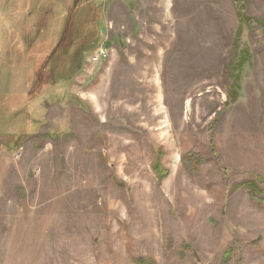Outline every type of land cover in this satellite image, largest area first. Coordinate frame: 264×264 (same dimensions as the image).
<instances>
[{"label":"rangeland","instance_id":"rangeland-1","mask_svg":"<svg viewBox=\"0 0 264 264\" xmlns=\"http://www.w3.org/2000/svg\"><path fill=\"white\" fill-rule=\"evenodd\" d=\"M1 10L0 264H264V0Z\"/></svg>","mask_w":264,"mask_h":264},{"label":"trees","instance_id":"trees-1","mask_svg":"<svg viewBox=\"0 0 264 264\" xmlns=\"http://www.w3.org/2000/svg\"><path fill=\"white\" fill-rule=\"evenodd\" d=\"M40 10H42V9H40ZM28 15H30V13L26 12V14H25V22H24V28H26V32L21 37L22 45L25 46L26 53H27V51L29 50V47H30L29 46V42H30V40H32L31 38H33L35 36V33H36L35 29H34V25H31V23H30L31 22V18L29 19ZM247 21H249V20H247ZM38 26L40 28L45 27L43 24H40ZM58 45H59V47H61L62 45H64V46L66 45L67 46V45H69V43L68 42L65 43L64 41H61V39H59ZM240 55H241L240 56V60H241V57L242 58L245 57L244 54H240ZM28 57H29V55L27 54V58ZM239 62L241 63V61H239ZM241 66L242 65H240L239 68H241ZM236 95H237V92H235L233 90V97H231V100H234ZM152 168L155 171L158 179H163L165 177V175H167V174H165L164 171H162V169L160 168V165H158L157 163L153 164ZM241 185L246 187L251 195H253L255 193V191L257 190V188H258L257 182L255 180L244 181V182L241 183Z\"/></svg>","mask_w":264,"mask_h":264},{"label":"built area","instance_id":"built-area-1","mask_svg":"<svg viewBox=\"0 0 264 264\" xmlns=\"http://www.w3.org/2000/svg\"><path fill=\"white\" fill-rule=\"evenodd\" d=\"M108 56L107 49L104 46L98 47L97 50L91 55V61L106 60ZM22 154V149L18 151L17 156L20 157Z\"/></svg>","mask_w":264,"mask_h":264},{"label":"crops","instance_id":"crops-1","mask_svg":"<svg viewBox=\"0 0 264 264\" xmlns=\"http://www.w3.org/2000/svg\"><path fill=\"white\" fill-rule=\"evenodd\" d=\"M7 6H8V5H7ZM5 11H6V10H5ZM2 13H4L3 10L0 11V15H2ZM24 14H26V13H24ZM0 17H1V16H0Z\"/></svg>","mask_w":264,"mask_h":264}]
</instances>
